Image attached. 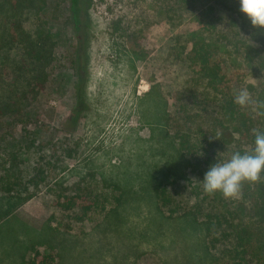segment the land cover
<instances>
[{"label":"rangeland","instance_id":"rangeland-1","mask_svg":"<svg viewBox=\"0 0 264 264\" xmlns=\"http://www.w3.org/2000/svg\"><path fill=\"white\" fill-rule=\"evenodd\" d=\"M43 1L24 8L26 29H35L34 12ZM45 1L50 10L40 15L57 42L50 82L29 93V105L0 118V177L17 155L16 178L29 186L23 195L33 194L0 223V264H25L36 252L51 255L52 264H229L232 242L219 235L216 246L208 245L202 223L183 214L198 201L193 191L201 179L189 172L171 185L178 206H161L155 187L178 158L173 136L187 124L183 107L192 104L186 45L199 37L197 30L212 31L208 40L245 74L240 88L247 87L255 102L246 108L264 129L258 103L264 66L246 62L245 45L254 32L264 57V29L240 12L239 0H91L85 49L77 53L67 0ZM10 62L2 59L3 89L11 83ZM206 116L188 125L197 129ZM234 138L223 140L228 153L250 149L247 140ZM259 184L254 194L264 197V177ZM242 191L226 199L202 187L200 199L250 211L264 237L253 195ZM59 194L91 195L105 209L95 223L78 222L70 218L73 211L58 208ZM59 221H72V231L63 233Z\"/></svg>","mask_w":264,"mask_h":264},{"label":"trees","instance_id":"trees-1","mask_svg":"<svg viewBox=\"0 0 264 264\" xmlns=\"http://www.w3.org/2000/svg\"><path fill=\"white\" fill-rule=\"evenodd\" d=\"M167 1L170 4L185 3V0ZM212 1L206 0L207 5ZM216 1L222 2V0ZM67 2L68 22L77 42V53H81L85 49L91 0H67ZM28 5H33L32 0H0V75L4 66L2 59L5 63L11 61V83H7L5 89L0 86V118L11 117L19 107L29 105V93L37 89H45L50 82L49 69L55 61L57 42L52 31L46 28L47 22L40 15L43 11L46 16L50 8L44 0L41 10L34 12L35 29L29 30L24 27L22 17L25 14L24 8ZM213 26V29L218 28L216 24ZM197 31L199 37L190 39L186 45V48H190L186 57L191 71L186 92L192 104L183 107L181 112H185L187 124L173 136L178 158L175 157L169 162L168 169L162 174L155 187V196L163 207L176 205L171 192V185L175 182L186 178L189 172L202 181L204 174L213 163L227 160L236 152L253 153L256 132H264L262 127L257 128L256 120L247 108H242L234 102L245 74L233 69L223 56L224 53H220L221 49L214 45L215 42L208 40V37L212 36V31H209V34L202 30ZM250 37L252 38L250 43L245 44L249 49L248 58L245 57L246 62L248 63L247 59L250 60L251 65L253 60L260 61L264 66V57L258 46L253 43L259 37L254 32ZM16 98L19 101L9 102ZM258 103H264V90L259 94ZM193 111L196 114L192 113ZM206 115H210V118L199 124L197 129L188 125L196 119L203 120L208 117ZM235 135L243 141L247 140L250 149L239 147L238 151L228 153L223 140L225 138L228 140H225V143L231 144L235 141ZM203 153L204 155L201 156ZM19 160L17 155H13L11 167L5 170L3 177H0V223L33 198L32 193L23 195L24 192L29 191V186L23 183L22 178H16V176L21 177V172L19 171L18 175L16 166ZM173 177L176 179H172ZM261 177L263 178L264 175ZM260 179L257 182H244L241 190L253 195V210L255 209L259 219L264 221L262 212L264 197H256L254 194V191L260 187ZM35 180L32 178L30 182H34V185L39 187L40 184ZM202 187L199 184L194 188L193 192L198 197V201L191 209L184 211V216L194 222L202 223L208 245L211 243L216 246L214 243L219 241V235L224 240L232 242L229 264H264V237L255 227L250 211L236 206L230 208L228 204L220 205L216 201H208L207 198L200 199ZM217 194L220 196L219 192L211 195ZM205 201H208V208H205ZM56 204L62 211H73L74 214L70 215V218L82 223H95L99 212L105 209L104 207L100 209L102 204L100 199L91 195L83 197L79 194H59ZM76 208H79L78 211L75 210ZM70 223L64 224L59 221L57 227L62 228L63 233L67 234L72 231ZM53 261L51 255L36 252L25 264H52Z\"/></svg>","mask_w":264,"mask_h":264},{"label":"clouds","instance_id":"clouds-1","mask_svg":"<svg viewBox=\"0 0 264 264\" xmlns=\"http://www.w3.org/2000/svg\"><path fill=\"white\" fill-rule=\"evenodd\" d=\"M240 12L257 29H264V0H239ZM239 106L248 107L255 102L247 87L234 97ZM264 108V103H260ZM204 153L201 155L203 156ZM264 175V132H256L255 149L251 154L233 153L227 160L213 163L200 181L208 194L221 193L226 199L237 198L244 182H257Z\"/></svg>","mask_w":264,"mask_h":264}]
</instances>
